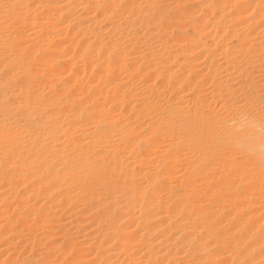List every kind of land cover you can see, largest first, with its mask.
<instances>
[{
    "label": "bare ground",
    "instance_id": "1",
    "mask_svg": "<svg viewBox=\"0 0 264 264\" xmlns=\"http://www.w3.org/2000/svg\"><path fill=\"white\" fill-rule=\"evenodd\" d=\"M206 8L0 0V264H264V25Z\"/></svg>",
    "mask_w": 264,
    "mask_h": 264
},
{
    "label": "rangeland",
    "instance_id": "2",
    "mask_svg": "<svg viewBox=\"0 0 264 264\" xmlns=\"http://www.w3.org/2000/svg\"><path fill=\"white\" fill-rule=\"evenodd\" d=\"M194 1H195V3L198 2V0H194ZM202 1L204 2V4H206V7H207L206 13L208 14V17L211 18L212 23H216V22H218L217 20H219V22L221 23L220 25L222 27L224 25L223 28L228 27L232 23L231 20L234 17L233 15H235V16L239 15L238 17H242V16L247 17L248 21L257 19L256 24L260 23V26L262 24L264 25V21H263L264 19H262L264 17V0H202ZM233 2H236L238 4V7L235 10L232 9V7H231V4ZM253 15H255V17H253ZM212 18H214V19H212ZM229 21H231V22H229ZM241 25L242 24H239V22L238 23H235V22L232 23V26H235L236 29L239 31L238 35L240 34L233 41L234 43H236V42L238 43L237 40L240 41V39H242L241 30H242L243 25L242 26ZM257 25L254 28L256 31L258 30V28H260L259 24H257ZM263 25H262V27H263ZM240 28H241V30H240ZM256 31L254 32V35H252V39H250V41L253 44L254 43L256 44V42H259L261 40V37L256 35ZM241 42L243 43V40H241L240 43ZM262 45L264 46V41H263ZM255 46H257V45H255ZM258 46H260V45H258ZM258 46H257V48L255 47L256 51L259 49ZM256 51H254V54Z\"/></svg>",
    "mask_w": 264,
    "mask_h": 264
}]
</instances>
